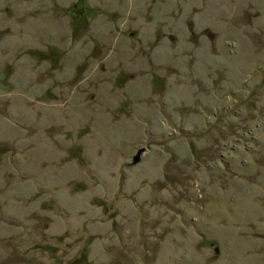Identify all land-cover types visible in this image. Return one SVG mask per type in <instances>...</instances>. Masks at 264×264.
I'll use <instances>...</instances> for the list:
<instances>
[{
  "label": "rangeland",
  "instance_id": "1",
  "mask_svg": "<svg viewBox=\"0 0 264 264\" xmlns=\"http://www.w3.org/2000/svg\"><path fill=\"white\" fill-rule=\"evenodd\" d=\"M0 264H264V0H0Z\"/></svg>",
  "mask_w": 264,
  "mask_h": 264
},
{
  "label": "flooded vegetation",
  "instance_id": "2",
  "mask_svg": "<svg viewBox=\"0 0 264 264\" xmlns=\"http://www.w3.org/2000/svg\"><path fill=\"white\" fill-rule=\"evenodd\" d=\"M70 8L74 9V12L75 14H77V16L81 17L83 15L84 7L79 6L78 2L72 4Z\"/></svg>",
  "mask_w": 264,
  "mask_h": 264
},
{
  "label": "water",
  "instance_id": "3",
  "mask_svg": "<svg viewBox=\"0 0 264 264\" xmlns=\"http://www.w3.org/2000/svg\"><path fill=\"white\" fill-rule=\"evenodd\" d=\"M144 149L143 148H139L138 151L136 152V154L133 156L132 162L133 163H137L140 160V155L142 153Z\"/></svg>",
  "mask_w": 264,
  "mask_h": 264
}]
</instances>
